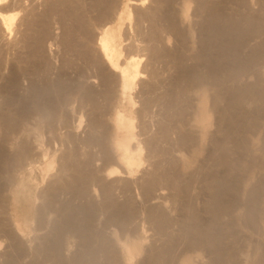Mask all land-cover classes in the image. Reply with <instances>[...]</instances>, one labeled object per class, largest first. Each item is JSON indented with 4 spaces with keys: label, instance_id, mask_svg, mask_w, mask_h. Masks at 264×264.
<instances>
[{
    "label": "bare ground",
    "instance_id": "6f19581e",
    "mask_svg": "<svg viewBox=\"0 0 264 264\" xmlns=\"http://www.w3.org/2000/svg\"><path fill=\"white\" fill-rule=\"evenodd\" d=\"M9 1L10 0H0V91L1 94L3 93V95L0 94L3 98L2 99L0 97L2 99V102L0 103V128L5 132L6 138L8 140H11V142H8V144L10 143L9 145H11V148L9 147L10 149L8 152H11L10 150L12 149V155L10 156V154L6 152L5 149H7V146L5 149L2 150L0 149V160H1L0 178H2L3 176L2 179H4V182L9 183L8 185H10V187L11 185H13L17 190H21L24 187V183H16L15 181L16 176L18 175L17 174L18 170L21 171L20 174H22L25 170H27L26 164L28 165L35 161L31 158V156L33 157L35 155L36 150L38 151L39 149V152H41L43 151V149L41 150V148L45 147L44 145L43 147L41 145L43 139L40 140L37 139V137L35 138L36 135L39 136V134L37 133H39V131L41 130H43L44 132V130L46 129H44L43 127H45V125L48 124L47 122L50 120H54V122L57 121L56 122L57 125L60 126L57 127V129L61 128L65 136L67 137L69 136L70 138L71 137L75 138L76 125L75 122L73 121L72 116L73 117L75 116L74 115V113L76 112V111L74 112L75 108H79L82 114L83 112L81 108L86 105V107L88 106L90 108L89 112L90 115L93 117H89L90 120H88L89 123H87L86 127L89 126L90 131L88 132V135L86 134L87 135L86 138L83 137L85 138V140L84 141L81 140V141L87 144L91 142L94 143L95 145L94 147H96L97 149V152L95 153L96 157L94 158V155H92V153L90 156L89 153L87 159L81 162L80 161L81 159H78V157L75 156L76 154H73V152H69V151L67 153L64 152L66 155L63 153L65 155V162L64 160L62 161L63 162L62 167H63V171L69 168L70 169L77 168L80 170V172H82L85 170V167H87L92 163V158H93L94 160L96 159L97 161H99L97 168L92 170L93 173H91L92 174L91 177L89 176L86 178L85 176L91 174L90 173L88 174L86 173L87 175L85 173L80 174L77 173L78 170L76 171L75 169L76 171L75 175L70 176L69 173L67 172L64 173L61 171L62 175L60 173H59L60 177L59 175H57V177H59V182L61 186L57 184L58 180L56 178L55 179L53 178L54 180H56L55 181L56 183L54 182L55 183L54 185L57 184L63 189H66L67 187L66 188L64 187L69 185L68 187L70 188V186L73 185L75 180L76 181L83 180L85 178L87 181L91 179L93 184L102 193L100 197L102 196L103 197L99 201H96L95 204L91 205L89 202L88 204H90L91 206L90 205L88 206V204L87 205L79 204V206L74 208L73 211H70V209L68 208L67 210L69 212L67 210L66 212L65 211L62 212L61 216L55 219L56 223L54 225L52 224L51 228H53L54 232L49 231L50 229L49 226H48L49 227L48 230L45 227L44 230L46 229L47 231H45V233L42 235V238L40 239V242L38 241L39 243L34 247L33 245L30 246L26 244L24 245L23 241L19 240L22 242L20 243L18 242V244L15 245L14 249L12 248L13 246L11 247L14 253L12 251L10 252L2 251L1 253L0 251V264H17L18 262L19 264L20 263L43 264L45 262H51L52 264L53 263L54 264H177V256L175 254V250H176L175 246L177 245H173V243H175L174 238L176 239V237L173 238V236L171 235L172 231L170 232L168 227L171 224H173L172 223L173 220H170V217L167 216V212H166V210L170 206V203L169 206L166 205L167 209L165 210L163 205H161L160 203L155 204L151 202V199L155 192L154 190H157L156 188L159 189V187H162L163 185L165 186L166 184H171L172 187H175L176 185L182 186L183 191L188 190L190 188L189 183L191 181L188 182V180H184L182 185L180 184L181 176L184 175L185 173L181 175L178 172V166H182L183 168H187V169L190 165L192 166L193 164L192 162L196 160L195 155L197 154L196 152L197 149L199 148L198 145L196 146L198 142L197 136L198 135H200L199 137L202 136L204 140L205 139L204 134L207 135L210 132L209 127L211 126L213 121L211 119L212 121L211 122L209 119L210 118L209 111H212V108H210V106H206V102L209 101L208 99L210 97L208 93V88L213 90L211 96L212 101L210 100L212 102L211 107H213V109H215L218 112V114H216L218 115L217 118L216 116H214L217 121L215 123L216 125L218 124L217 130L220 131L222 135L220 139L218 138L216 142L217 145L214 144L215 143L214 141H213L214 143H212L218 146V148L220 149L221 156L216 154L217 156H219L217 158L218 159L221 158L219 160L221 166L226 165L231 170H233L232 171L233 173L234 170L237 171V169L243 168L245 164H242V162L244 160L240 158L238 161H242V162L239 163L236 161L237 163H235L230 161L228 159V156H230L229 155L230 154L229 152H231L230 148L232 147L235 148L233 145L237 146L236 149L239 148V150H242L248 146V143L242 141L243 139L241 140L235 139V143L232 144V147H230L228 143H232L229 142V140H231L233 136L235 137V135L240 130L241 121L244 120V118L243 119L240 118L242 116V111H243L242 109L243 107H240L241 103H243L241 102L243 101L242 97L248 96V98L250 97L254 100L259 99V102L260 100L264 102V71H263L264 68L261 67V72L258 71V73L262 74L259 77L258 81H256V83L254 82L255 85L249 83L251 85H248L246 87L245 89L247 90L246 92H244L245 90L240 88H239L240 90L239 89L234 90L238 87L234 89L231 87L233 90L229 87L233 85V83L237 84V82L244 77L245 73L247 72V68L249 67L253 68V65L255 63H259L260 61L256 62L258 58H260L261 56H262L261 58L264 57V43L261 41L260 43L263 44L262 45L260 44L259 45L260 47H258L257 45L259 43L257 42L256 46L259 48V52H258V48H256L257 50L251 51L252 53L248 54L247 57L244 55V53H242V55L245 56V58L243 56L242 58L241 57L237 58V56H240L237 55V53L239 54V52H241L239 49L243 47H244L243 49H245L246 47L248 48L249 45L247 44V42L245 43L244 41L239 39L240 37L238 38L237 41L234 42L232 40V36H231V41H229L230 40L229 36L226 37L228 39L224 38V35L226 34V32H228V28L230 31V28L233 26V25H230L231 27L229 25L228 26L223 25L224 27L218 26L219 20H220V24L221 23L223 24V21H226V18L223 19L225 16L226 17L227 15L229 17L233 16L231 15L232 13L230 15L228 13L227 14L225 13L226 15L224 16L223 14L224 11H220L219 9V6L220 7L225 6V5H221L220 3L222 2V4H224L223 2H225L226 0H222V1L221 0H40V3H38L39 0H11L12 2L10 1V3L15 4V7L13 8L9 7L7 9L8 5L6 4ZM192 2L194 3L196 2V5L193 6V9L196 8V10H193L195 12L192 11ZM233 2H231L230 0V3ZM237 3H238L237 1L233 3L236 5L235 7H237ZM226 5H227V7L225 6L226 8L224 7V9L222 8L221 9L225 10L228 7L230 8L231 6V4H229L230 6L228 4ZM235 7L233 9H235ZM255 10H251V11L254 13ZM260 12L256 14L258 15L257 16L258 18H260V14H261ZM253 13L251 14L249 13L250 14L249 17H247L248 15L247 16L245 15L246 17L243 15V17L244 18L251 17V19L254 20V18H252L251 16L253 15ZM255 13L253 17H256ZM192 15H195V17L197 16L198 19L202 18L201 20L203 23H201V21L199 20L194 22ZM262 15L261 16L264 18V14ZM243 17L242 19L239 17V19L242 20L241 22H243L244 20L246 21V19H243ZM262 17H261L262 20L256 19V21L261 20L260 23L264 24L263 23L264 19ZM235 18H236L235 16L231 17L230 21L233 20L232 22H234ZM237 19L238 17L236 18V20ZM251 19H247L246 22L249 23L250 21H252ZM240 20L235 21V23L237 22L239 24ZM230 21L227 20L226 22H229L227 24H230L231 23ZM196 22H200L202 25H204L203 26L204 31L206 30L207 33L210 32L209 35L208 34L206 35L207 37L204 36L206 33L203 35L206 38L200 37L201 35L199 36L200 37L199 39L202 38L204 39L203 41H201L204 44V45L202 44L203 47L205 46L206 48L208 47L210 49L209 50L207 48L208 50L207 51L205 48L207 54V55L205 54L206 57L203 53H202L203 57L201 54H199L201 53L202 50L204 52V48L202 49V47H199L198 45L197 46L199 48H197V50L199 49L201 50H199L200 52L196 51V54L198 53L201 56L200 58L203 59L200 58L197 59L198 55L194 56L195 53L194 55H192V53L190 54L196 57L195 59H197L198 61L195 60V62H197L198 64L201 61L203 62V60L205 61L204 65H202L204 68L206 67L205 69H203L201 64H199V69L201 67L200 70L203 69L204 70V71L202 70L203 72L196 71L198 67L197 63H196L197 64L196 67V64L195 65L193 64L195 62L193 63L187 62L188 64L191 63L190 66H188L187 63L185 62L190 57V55H188L186 59V55L188 51L192 49V46L190 44L192 41L194 29L196 27L194 26V24L196 25ZM224 24L226 23L224 22ZM250 24L251 23H249V26H247L245 25L244 22L243 26L244 25L247 26V29L250 27L251 30L257 27V26L254 27V25L250 26ZM262 24H259V27H257L261 29V31L257 30V35H256V36L261 35L259 36V40L260 37L262 39V35L264 36V31H262V29L264 30V26L263 28H260V25ZM202 25L199 24L198 27H196L197 36L200 33V30L199 32L197 31L199 27ZM243 26L241 27L239 26L240 28L238 26L236 27L234 26L235 28L234 29L231 28V31L228 33L230 34L232 30L236 29L238 35H242L241 37L245 38L246 34L250 36L248 34L250 32V29H248L249 31H246V27ZM56 28L61 29L60 33L56 31ZM252 31H253L252 35L255 34L254 33L255 29H253ZM202 32L200 34H202ZM258 32L260 33L262 32V33L258 34ZM256 36L252 37L254 38L253 40L256 39ZM248 40L251 41V39ZM211 45H213V47ZM211 47L214 50L211 49ZM215 48L217 49L215 50ZM228 51H230V54L227 53ZM222 52L225 54L224 57L221 55ZM226 54L228 56H226ZM229 55H231L230 58ZM145 57L146 59H144ZM191 58L193 60V57ZM191 58L189 59L190 61ZM263 61L264 60H262V62ZM262 64L263 63H261V65ZM169 65L173 66L172 67L173 69L170 70L175 69L176 73H178V76L176 75L175 82L173 79V82L175 83L174 84L175 87L174 89L171 90L166 88L167 84L165 83V81L169 80L168 76L166 80L162 75L163 73L162 68L163 67H165V69L171 68L168 67ZM193 65L196 67V69ZM262 66L264 67V65ZM174 72L172 71V73ZM254 73L256 75L258 74L256 72ZM170 80L169 82L171 83ZM229 81H233V82H230V84H228ZM194 99H196L195 103H194ZM158 105L161 106L163 111L167 109L166 111L167 113L165 112L167 116L166 115L163 116L162 115L163 113L161 114V112H159L164 119L162 118L160 119L159 116L157 117L158 119H152L154 118L153 106L160 107ZM174 105L175 108H177V106L179 107L176 110L175 109L171 110ZM188 105H190L191 107H189ZM188 108H191V110H193L192 119H190V117L192 116L190 117L188 116L191 111ZM237 111H239L240 113L238 114ZM159 113L157 115H159ZM154 114L156 117L157 116L156 113ZM166 117L167 119L168 117L169 119L171 117L172 119H174L175 122H170L169 120H168L169 122H167L166 121L167 119H165ZM136 118L138 120L141 119L142 124L140 122L138 124V122L135 121ZM146 118H149L151 121L154 120V122L158 120V128H159V129L157 128L158 131H154V132L152 131L151 128L153 126L150 127L146 124L147 123L145 121L147 120ZM30 121H32L33 123L31 124ZM244 123H243V126L245 125L244 127H246L247 124L250 127L249 122L247 124ZM94 124L97 130L96 135L92 130ZM154 124L155 123H153V125ZM248 125L246 128H248L249 131L250 129L252 130L253 127L252 128L250 127L249 129ZM52 126H50L51 130H52ZM137 126H139L140 128L139 130H136ZM156 127H157V123H156ZM57 129H55V131H57ZM253 130H255V128ZM32 133L33 134L35 133L34 137H32L35 139L30 138ZM173 134L177 136L176 139L177 141L173 139L175 142L171 141V137H172L171 135ZM6 138H4L3 140H5ZM43 143L44 141L42 142V144ZM185 144L187 145L190 144L189 147L191 145L192 146L194 145V147L196 146L197 148L196 149L194 148L196 151L193 150L194 152L192 156H189V154L185 155L188 153L187 151L189 149H187L186 151V149L182 147L183 148L182 151H185V153L176 156L177 154H175L174 151L175 152L181 151L179 150V148L181 149V147H179L178 150L177 149L175 150V148L178 147L177 145L183 146ZM34 146L36 147L34 148L36 150L32 151ZM86 146H91V145H86ZM262 147L260 149H262ZM45 148L48 150L47 146ZM45 148L44 151L47 152ZM145 148H147L148 150V151L146 150V155L144 153ZM239 152H241L240 154L243 155V151H239ZM42 155H44L43 152L40 153V155L38 154V157ZM63 156L60 158H63ZM39 161L40 160H37V162L35 163H39ZM13 165L17 167L18 169L17 173H15L16 172L15 170L13 171V169H15ZM89 167H87V169ZM205 169H207V167ZM240 169L238 171H240ZM90 170L91 169H89V171ZM66 174H69L67 176L71 177L70 179L68 178V181ZM84 174L85 176H83ZM216 174H214L215 178L218 176ZM210 176L211 174L209 175V177ZM189 177L190 176H188V178ZM218 177L220 179L217 180L216 178L217 180L216 182L215 180L214 182H211L212 178H208L212 186L213 184L215 185L213 189L211 188L212 190H214L215 188L213 195L219 193L222 196L223 194L227 193L229 190L231 191L232 194L231 189H233L234 191L237 190V186H235L236 181L235 183H232L234 182V180L232 181L233 178H231V180L229 181L230 178L228 179L224 176H222V178L221 176ZM230 177L232 176L230 175ZM183 178L185 179V177L182 176V179ZM50 180H48V183ZM0 181L2 182V180ZM257 183H259V181ZM3 187L4 186L2 187L0 186V202H1L0 230H2V227H4L3 228L4 231L5 228L8 229L7 228L8 223L2 224L1 217L4 218L6 214H9L8 213L9 211L5 213L7 211L6 205H9V203L7 204L6 202H4L6 198L5 196L6 188L2 189ZM58 189L59 188H57V190ZM136 189L138 190L140 189L139 190L141 192L140 196H142L141 199L145 202L143 205L139 204L140 205L139 206L136 203L137 202L136 196H139V195H135L137 194V192L135 191ZM179 189L181 188H178V191ZM45 190L46 189H44V191ZM79 190H78L79 192L78 195L84 193V191H79ZM172 190L174 191V188ZM172 190L170 189V191ZM263 190L264 188L262 187L261 192ZM234 191L233 193L235 194L236 191L235 192ZM13 192L14 194H17L18 191L17 192L13 191ZM13 192L11 193L13 194ZM85 192H87V190ZM161 193L159 194L163 195L164 197V194ZM173 193L174 192H172V194ZM254 193L257 195L259 192L257 193L256 191ZM41 194L43 193L41 192ZM167 194L169 195V193ZM56 196L57 195L55 194V197ZM170 196L167 197H169L170 199L171 198ZM217 197L218 195L215 196L214 198L218 200L215 199L214 201L212 199L214 201V202L212 201L213 203L211 201H210L211 203H207L208 205L211 204L210 206L211 207L213 206V209L215 207L214 205H216V208L218 210L217 213L223 210V207H225V205L227 207H232L231 202L225 204L224 203L225 201L219 200V198ZM160 198H162V196ZM233 198L235 199V197ZM259 198H261V196ZM71 199L70 201H73ZM82 200H84V198ZM255 200L257 203L258 202L257 199ZM255 200L253 201L254 203ZM91 201L93 202V200ZM259 201L261 203V200ZM54 205H56V203ZM90 207L95 208V210L92 209L93 210L92 213H94L96 221L99 219L98 215L104 212L105 213L107 212L108 215L107 216L105 214L106 221L103 223L101 222L102 226L100 227V230L99 231L96 230L94 233H92V240L94 241L93 244L92 241H90L91 234L89 232V229H91V227L89 226L88 229L87 225L85 224L87 223L86 221H88L87 219H89L88 216L90 214L91 216H93V214L89 212L91 211ZM65 208H67L66 204H65ZM250 208H248V210ZM252 208H254L252 209L253 211L249 210V212L252 211L253 213L256 210V208L253 205ZM225 209L227 208L225 207ZM230 209L231 208H229V210ZM55 211L57 212L56 209ZM262 211H260V213ZM256 212L257 211H255V213ZM143 213H145V216L147 217L144 218H146V220L148 219L149 220L148 222H150V224H153L154 227L157 228L158 234L163 235V236L160 235V237H162L161 238L162 240L164 237L163 240L164 245H153L152 243L151 245H145L144 239L146 238L145 237L146 235L143 229L144 221L142 223V221L140 220V216L141 215L143 216ZM252 213L249 214L252 215ZM262 213H264V211ZM49 214L50 213L48 212V215ZM18 215L20 219L15 218V221L12 222H14L15 229L20 234L23 235L24 232L21 229H19L20 228L19 224L24 223L26 225V218L24 215L21 217L19 213ZM251 215H249V217H252ZM11 219L9 218L10 221ZM49 219L45 218L44 216L41 219V223L39 222L40 225L42 224V227H44L43 225H46L50 222ZM6 221H2V222H6ZM94 221H92V223ZM12 227L13 224L11 225L10 229H12ZM110 227H116L119 232L117 230L114 233H112V231L110 232L109 231ZM194 227L196 232L194 231L193 233L194 236L192 235L191 236L192 237L198 236L199 238L191 239V243H189L190 245L187 244V245H183L182 247H186V246L190 248L196 247L197 250L198 248L200 250L202 248L208 250L210 249L209 251H212L214 255V256L210 255L213 256L212 257L213 259H211L212 260L211 264H224V263L226 264V262L230 261L231 259L230 257L233 253H231V255L230 254L228 255V252L230 253V251H227L226 253L227 255L226 254L224 255L222 252L223 245L222 247L221 244L209 245V243L216 244L217 240L218 242H220L221 235L214 234L215 236H213L206 229L199 227V224L195 225ZM63 228L64 229L67 228L70 232L75 231L76 233L80 234L77 235L83 237L85 243V245H83L85 248L84 251L82 249V252H77L76 254H74V256L71 255L72 257L66 256L65 253L63 254V250H64L63 245L60 243L61 235L60 232L56 230V229L61 230ZM15 229L13 228L12 230ZM94 229H99V228L96 227ZM187 229H188L187 231H189L190 228ZM10 233L13 232L11 231ZM261 233L263 232L261 231ZM13 235H15L14 237L17 236L16 233L12 234V236ZM51 235L54 237L52 238ZM33 238L36 239L35 235ZM188 241L189 240H187V242ZM61 242L63 241L61 240ZM90 242L92 245H90ZM202 243L203 245H199ZM233 251L234 250H232L231 252ZM185 252L181 254L183 255ZM194 252L196 251H193V253ZM201 253L202 251L196 254V256L194 255V257L199 258L198 255L199 254L201 255ZM208 253L209 252H207V254ZM187 254L189 253H186V255ZM234 258L235 257H233V259ZM191 260H192L191 258H189L188 260L187 259L179 260L181 261L179 264H191ZM197 261H199V259H197ZM45 264H49V263H45Z\"/></svg>",
    "mask_w": 264,
    "mask_h": 264
},
{
    "label": "rangeland",
    "instance_id": "374dc122",
    "mask_svg": "<svg viewBox=\"0 0 264 264\" xmlns=\"http://www.w3.org/2000/svg\"><path fill=\"white\" fill-rule=\"evenodd\" d=\"M11 1V0H10ZM10 1L6 4V5H8L7 6V9L10 7H15V4H11L10 3ZM222 1V0H221ZM227 1V2H226ZM225 2H223L224 4H222V2L220 3L221 5H225L226 7H227V5L226 4H231V6H230V8L228 9H225V10H222V9H224V7L225 6H219V9H220V11H224L223 12V14H224V16L228 13L229 15L231 14V15H233V16H231V17H238V19L236 20V18H235V20H234V22H232V21H230V18L231 17H229L228 15H227V17H228V19H227V17L225 16L223 19H225L226 18V21L227 20H229L231 23L230 24H227V23H229V22H226V21H223V24L221 23L220 24V20H219V23H218V26H222V27H224L223 25H233L231 28H235L236 26H243V24H244V22H245V25H247V26H249V23H251L250 24V26H252V25H254V27H259V24H262V23H260L261 22V17L263 16L262 14H264V0H249V1H238V0H236L238 3H237V7H235L236 5L235 4H233L234 2H236L235 0H231V2H233V3H230V0H226ZM228 1H229V3H228ZM12 2V1H11ZM240 2V3H239ZM244 2V3H243ZM247 2H250V3H247ZM259 2V3H258ZM38 3H40V0L38 1ZM243 3V4H242ZM246 3V4H245ZM256 3V4H255ZM9 4H10V6H9ZM247 4H250V5H247ZM260 4H262V5H260ZM194 5H196V2L194 3V2H192V11L193 10H196V8L195 9H193V6ZM233 5H234V7H235V9H233L234 7H233ZM196 7V6H195ZM225 7V8H226ZM231 7H233V8H231ZM239 7V8H238ZM247 7V8H246ZM250 7V8H249ZM259 7V8H258ZM222 8V9H221ZM252 8V9H251ZM257 8V9H256ZM237 9V10H236ZM243 11H242V10ZM256 9V10H255ZM261 9V10H260ZM263 9V10H262ZM10 10H12V9H10ZM251 10H255V15L257 14V13H259L260 11H262V12H260L261 14H260V18H258L257 16L258 15H256V17H253L254 16V13L251 11ZM260 10V11H259ZM226 11V12H225ZM227 11H229V12H227ZM257 11H259V12H257ZM193 12H195V11H193ZM192 12V13H193ZM226 13V14H225ZM251 13H253V15H251L252 16V18H254V20L253 19H251V17L250 18H244L243 17V15L245 16H247V17H249V15ZM194 14V13H193ZM235 14V15H234ZM237 14V15H236ZM242 14V15H241ZM262 15V16H261ZM243 17V19H246V21H247V19H251L252 21H253V23H252V21H248L249 23H247L245 20L243 21V22H241L242 20H240L239 19V17L242 19V17ZM245 16V17H246ZM192 18H193V21L195 22V21H197V20H199V21H201V23H203L202 22V18H200V19H198L197 18V16L195 17V15H192ZM263 18V17H262ZM195 19V20H194ZM222 19V20H223ZM234 19V18H233ZM256 19H261L260 21H256ZM264 19V18H263ZM221 20V21H222ZM238 20H240V22H239V24L237 23H235V21H238ZM264 21V20H263ZM224 22L226 23V24H224ZM197 23H199L200 25H202L200 22H196V25L194 24V26H196V27H198V25L199 24H197ZM243 23V24H242ZM247 23V24H246ZM264 23V22H263ZM244 25V26H245ZM204 25H202V26H200L199 27V29H198V31L197 32H199V30H200V33L202 32V30H203V32H202V34H198V36L196 35V30H197V28L195 27V29H194V33H193V37H192V41H191V46H192V49L191 50H189L188 51V53H187V55H186V59H187V57H188V55H190L191 53H192V55H194V53H195V55L194 56H197L198 58L197 59H199L201 56L199 55V54H201L202 55V57H203V54L205 55L206 54V50H207V48L204 46L203 47V43L201 42V41H203L204 39L202 38V39H199L200 37H204V36H206L207 34L209 35V33L210 32H208L207 33V31L205 30L204 31V27H203ZM235 26V27H234ZM243 26V27H244ZM247 26H245L246 27V31H249L248 29H250V32H251V34H250V32L248 33L250 36H248L247 34H246V36L245 35H243V36H245V38L244 37H241L242 35H238V33H237V30L235 29V30H232V32L229 34L228 32H230L231 31V28H230V31H229V28H228V32H226V36L224 35V38H226L227 36H229L230 38V40L229 41H231V36H232V40H233V42L234 41H237L238 40V38L239 39H241L242 41H244L245 43L247 42V44L249 45V47L247 48L246 46V48L245 49H243V48H241V49H239L241 52H239V50H238V52H239V54L237 53V55H240V56H237V58H242V53H244V55L247 57V55L248 54H250V53H252L251 51H253V50H257L256 48H258V47H260L259 45L261 44H263L264 43V36L262 35V39H261V37H260V40H259V36H261V35H259V36H256L257 35V30L259 31H261V29H259V28H253V29H255V31H254V33L255 34H253L252 35V33H253V29L251 30V28L249 27L248 29H247ZM262 26V27H261ZM263 26H264V24H262V25H260V28H263ZM202 27V28H201ZM226 27V26H225ZM239 27V28H240ZM60 30L61 29H57L56 28V31H58L59 33H60ZM245 30V29H244ZM245 31V32H246ZM262 31H264L263 29H262ZM234 32V33H233ZM206 33V34H205ZM260 32H258V34H259ZM262 33V32H261ZM260 33V34H261ZM205 34V35H204ZM237 34V35H236ZM201 35V36H200ZM204 35V36H203ZM252 35V36H251ZM200 36V37H199ZM248 36V37H247ZM253 36H256V39L255 40H253L254 38H252ZM207 37V36H206ZM206 37H204V38H206ZM237 37V38H236ZM251 39V41H249L248 39ZM258 38V39H257ZM226 39H228V38H226ZM199 42H198V41ZM256 41V42H255ZM263 42V43H260V42ZM200 42H201V44H200ZM257 42L259 43L257 46H256V44H257ZM200 45H202V46H200ZM212 44H214V43H212ZM216 44V43H215ZM251 44V45H250ZM199 47H202V49L204 48V52H203V50L201 51V53H197L196 54V51H199V50H201V49H199V50H197V48H199ZM212 47H213V45H211ZM214 46H216V45H214ZM211 47V49H213ZM205 48H206V50H205ZM209 49V48H208ZM217 48H215V50H216ZM250 49H252V50H250ZM210 50V49H209ZM214 50V49H213ZM246 50V51H245ZM208 51V50H207ZM226 51V50H225ZM224 51V52H225ZM200 52V51H199ZM258 52H259V48H258ZM203 53V54H202ZM208 53V52H207ZM227 53H229L230 54V51H228ZM192 55H190V57H189V59L191 58V57H193V60H192V58H191V61L188 59V60H186L185 62L187 63H189V62H191V63H193V62H195V60H197V59H195L196 57H194V56H192ZM207 55V54H206ZM206 55H205V57H206ZM221 55L224 57V53L222 52L221 53ZM226 56H228L227 54H226ZM230 56L231 55H229V58H230ZM245 56H243L244 58H245ZM261 56V55H260ZM259 56V57H260ZM204 57V58H205ZM222 57V58H223ZM262 57V56H261ZM258 58L257 59V61L256 62H259V63H255L254 65H253V68H251V67H249V68H247V72L245 73V75H244V77L241 79V80H239L238 82H237V84L235 83H233V85H231L230 87H229V85H228V87L229 88H236V87H238V88H236V89H234V90H237V89H243V90H245L246 89V87L248 86V85H255V83H256V81H258V79H259V77L262 75V74H260V73H258V71L259 72H261V67L262 68H264L262 65H264V61L262 62V60H264L263 58ZM144 59H146V57L144 58ZM200 59H203V58H200ZM225 59V58H224ZM228 60V59H227ZM239 60V59H238ZM198 61V60H197ZM187 63V65L188 66H190L191 65V63L190 64H188ZM197 62H195V63H193L194 65L196 64ZM203 63V64H202ZM204 63H205V61L203 60V62L201 61V62H199V64H201V66L202 65H204ZM261 63H263L262 65H261ZM198 64V63H197ZM197 64H196V67H197ZM199 64H198V67H197V69H196V67H195V69H196V71H202L203 69H205L203 66H202V70H200L201 69V67H200V69H199ZM257 64H258V66H257ZM205 66H206V64H205ZM254 66H255V68H254ZM168 67H171V68H168ZM167 68L168 69H165V67H163L162 68V71H163V73H162V75H163V77H164V79H166L167 78V76H168V79L171 81V83L169 82V80L168 81H165V83L167 84V87H166V85H165V87L166 88H168V89H174V87H175V80H176V75L178 76V73H176V71H175V69L174 70H170V69H173L172 67V65H169ZM258 68V69H257ZM199 69V70H198ZM168 70H170V71H168ZM172 71L174 72V73H172ZM204 71V70H203ZM202 71V72H203ZM264 71V70H263ZM165 72V73H164ZM254 72H256V73H258L257 75L254 73ZM165 75H166V77H165ZM175 76V77H174ZM172 77V78H171ZM249 77V78H248ZM253 77V78H252ZM173 79H174V82H173ZM167 80V79H166ZM3 81H5V80H3ZM230 82H233V81H229L228 82V84H230ZM255 82V83H254ZM2 83H4V82H2ZM173 83V84H172ZM249 83H251V84H249ZM27 84V83H26ZM25 84V85H26ZM245 87H244V86ZM172 86H173V88H172ZM234 86V87H233ZM170 87V88H169ZM231 88V89H232ZM232 89V90H233ZM239 89V90H240ZM247 90H245L244 92H246ZM240 92V91H239ZM208 93H209V101H207L206 102V106H210V108H212V111H213V113H212V111H209L210 112V121H211V119H212V124H211V126L209 127L210 129H209V134H204V140H203V138H202V136L201 137H199L200 135H198L197 137H198V142H197V144H196V146L198 145L199 146V148L197 149V154L195 155L196 157V160H194L192 163V166L190 165L189 167H188V169L187 168H183L182 166H178V172L182 175L183 173H185L184 175H182L183 177H185V179L183 178L182 179V176H181V181H180V184L182 185V183H183V181L184 180H188V182H193V183H189V189L188 190H185V191H183V189H182V186H179V185H176L178 188H181V189H179V191H178V188L175 186V187H172L171 186V184H166L165 186L163 185L162 187H159V189L158 188H156L157 190H154L155 192H154V195H153V197H152V199H151V202H153V203H155V204H161V205H163V207L165 208V210L167 209V206H169V203H170V206L169 207H172V208H169L168 207V209L170 210V212H169V210L167 209L166 210V212H167V216L168 217H170V220H173L172 221V223L173 224H171L170 226H168L169 227V230H170V232H171V235L173 236V238L174 237H176V239L174 238V242L175 243H173V245H177V246H175L176 247V250H175V254H176V256H177V264H179L181 261H179V260H183V259H189V258H191L192 260H191V264H211L212 263V260L211 259H213L212 257L214 256L213 255V253H212V251H209L208 249H204V248H202L201 250L198 248V250H197V248L196 247H182L183 245H190L189 243H191V239H194V238H199L198 236L196 237H192V236H194L193 235V233H194V231L196 232V230H195V225H197V224H199V227H201V228H204V229H206L207 231H209V233L210 234H212L213 236H215V235H221L220 236V242H218V240H217V242H216V244L215 243H209V245H220L221 244V247H222V245H223V247H222V252H223V254L225 255L226 253H227V251H230V253L228 252V255L230 254L231 255V253H233L232 255H231V259H230V261L229 262H226V264H250L251 262L252 263H256V264H264V215H261V214H264V213H262L263 211H264V190L261 192V190H262V187L264 188V102H262L261 100H260V102H259V99H256V100H254V99H252V98H248V96H246V97H242V100L243 101H241V102H243V103H245V104H243V103H241V105H240V107H243L242 109H243V111H242V116L240 117L241 119H243L244 118V120L243 121H241V127L243 126V123L244 122H246V123H244V124H247L248 122L250 123V127L252 128L253 127V129L255 128V130H251L250 129V127H249V125H248V127H249V129H250V131L248 130V128H246L247 127V125H246V127H240V130L238 131V133L235 135V137L233 136L232 138H231V140H229V142H232V143H228V145H230V147H232V144L233 143H235V139H243L242 141H244V142H247L248 143V146L246 147V148H244V149H242V150H239V148L238 149H236L237 148V146H235V145H233L235 148H230V151L231 152H229L230 154V156H228V159L230 160V161H232V162H235V163H237V162H242V161H238L240 158L242 159V160H244L243 162H242V164H245L244 166H243V168L242 169H240V171H238L239 169H237V171H235L234 170V173L232 172L233 170H231L229 167H227L226 165H222L221 166V163L219 162V160L221 159V158H217V157H219V156H221V153H220V149L218 148V146H216L217 144H216V142H217V140H218V138L220 139V137L222 136L221 135V133H220V131H218L217 129H218V127H217V125H216V123L215 122H217L216 121V118H217V116L218 115H216V114H218V112L215 110V109H213V107H211L212 105H211V101H212V99H211V96H212V93H213V90L212 89H209L208 88ZM0 94H1V91H0ZM1 95H3V93L1 94ZM0 95V97L2 98V96ZM0 98V99H1ZM244 98V99H243ZM248 98V99H247ZM3 99V98H2ZM2 99H1V101H0V103L2 102ZM211 100V101H210ZM244 100H245V102H244ZM253 100V101H252ZM195 101H196V99H194V103H195ZM258 102V103H257ZM224 103H225V101H224ZM181 104V103H180ZM190 104V103H189ZM209 104V105H208ZM242 104H243V106H242ZM195 105V104H194ZM223 105V104H222ZM158 106H160V105H158ZM177 106V105H176ZM189 107H191L190 105H188ZM187 106V107H188ZM154 107H155V109H154ZM179 106H177V108H178ZM219 107H221V106H219ZM246 109H245V108ZM89 107L87 106L86 107V105L85 106H83L82 108H81V110H82V114H81V111H80V109L79 108H75V110H74V117L72 116V118H73V121L75 122V132H76V137L74 138V137H67V136H65L64 134H63V130H61V128H58L57 129V127H60V126H58L57 125V121H55L54 122V120H50V121H52L53 122V124H52V122H50V121H48L47 123L49 124H47L48 126H49V128H48V126L47 125H45V127H43L44 129H46V130H44V132H43V130H41V131H39V133H37V134H39V136H35V138L37 137V139H40V140H42V142L44 141V143L42 144V142H41V145H42V147H43V145L46 147L47 146V148H48V150L45 148V147H43V148H41V150L43 149V151H41V152H39V149H38V151L36 150V149H34V148H36L35 146L33 147V149H32V151H35L36 153H35V155L32 157L31 156V158L33 159V160H35L34 162H32V163H30V164H26V168H27V170H25L22 174H20L21 173V171H19L18 169H17V167L16 166H14L13 165V167L15 168V169H13V171L15 170L16 172L15 173H17V170H18V175L16 176V183H24V187L21 189V190H17L13 185H11V187H10V185H8L9 183H6V182H4V179H2L3 178V176H2V178H0V180H2V182L0 181V186L2 187V186H4L2 189H4V188H6V192H5V196H6V198H8V199H6L5 198V196H4V198H5V200H4V202H6L7 204L9 203V205H6V203H5V205L7 206L6 207V212L5 213H7L8 211V213L9 214H6L5 216H4V218L3 217H1L2 219H1V223L3 224H6V223H8V229H4V231H3V228L4 227H2V230H0V251H1V253H2V251L3 252H10V251H12L13 253H14V251H13V249H14V247H15V245L16 244H18V242L20 243V242H22L23 241V244L25 245H33V247L35 246V245H37L39 242H40V239L42 238V235L45 233V231H47L48 229H49V227H50V229H49V231L50 232H54V230H53V228H51L52 227V224L54 225L55 223H56V220L55 219H57L58 217H60L61 216V214H62V212H66V210L69 208L70 209V211H73L74 210V208H76L77 206H79V204L81 205V204H85V205H87L89 202H90V204L92 205V204H95V202L96 201H99L102 197H100V195L102 194L100 191H99V189L93 184V182L91 181V179L90 180H87L86 181V177H91L92 176V174L91 173H93V169H95V168H97V165H98V162L99 161H97L96 159L94 160L93 158H92V163L90 164V165H88L87 167H92V168H88L87 169V167H85V170L84 171H82V172H80V170L79 169H77V168H69V169H66V170H68V171H66V170H64L63 171V167H62V161L64 160V162H65V153L64 152H73V154H76L75 156L76 157H78V159H81L80 161L82 162V161H85V159H87V157L89 156V153H90V156H91V153H92V155H94V158L96 157V155H95V153L97 152V149H96V147H94L95 145H94V143H89V144H87V143H85V142H82L81 140H85V138L87 137V135H88V132L90 131V129H89V126H87L86 127V125H87V123H89L88 122V120H90L89 119V117H93V116H91L90 115V112H89V110H90V108L88 109ZM159 110H158V109ZM177 108H175V105L173 106V108L171 109V110H173V109H177ZM239 108V107H238ZM258 108V109H257ZM86 109V110H85ZM88 109V110H87ZM161 109V110H160ZM187 109V108H186ZM189 110H191V108H188ZM251 109V110H250ZM78 110V111H77ZM153 110H154V112H153V116H154V118H152V119H158L157 117L159 116L160 117V119L162 118V119H164L163 118V116H167V109H165L164 111H163V109L161 108V106L160 107H157V106H153ZM152 110V111H153ZM156 110H157V112L159 113V112H161V114L163 115H161L160 113H159V115H157L158 113L156 112ZM174 110V111H175ZM211 110V109H210ZM247 110V111H246ZM89 112V115H88V112ZM163 111V112H162ZM215 111V112H214ZM239 111H240V109H239ZM239 111H237L238 112V114L240 113ZM262 111H263V113H262ZM87 113V114H85V113ZM166 112V113H165ZM217 112V113H216ZM236 112V111H235ZM154 113H156V117H155V114ZM79 115V116H78ZM93 115V114H92ZM86 116V117H85ZM152 116V117H153ZM189 117L190 116H192V117H190V119H192L193 118V110H191L190 111V114L188 115ZM214 116H216V118L214 117ZM77 117V118H76ZM172 117V116H171ZM170 117V119H169V117H168V119H167V117L165 118V119H167L166 121L167 122H175L174 121V119H172ZM88 118V119H87ZM147 120H145L147 123V125L148 126H150V127H152L151 129H152V131L154 132V131H158V120H156V122H154V120L153 121H151L149 118H146ZM31 120H33V119H31ZM75 120H77V121H75ZM150 120V121H149ZM169 120V121H168ZM171 120H173V121H171ZM135 121H137L138 122V124H139V122L142 124V121H141V119H135ZM50 122V123H49ZM136 122V123H137ZM194 122V121H193ZM30 123L32 124L33 122L32 121H30ZM153 123H155L154 125H153ZM156 123H157V127H156ZM51 124V125H50ZM169 124H171V123H169ZM55 125H57L56 127L53 126ZM259 125V126H258ZM50 126H52V130H51V127ZM84 126V127H83ZM217 127V128H216ZM258 127V128H257ZM49 130H48V129ZM94 128H95V124H94V127H93V131H94V134L96 135L97 134V130H96V128H95V130H94ZM158 128V129H157ZM55 129H57V131H55ZM89 129V130H88ZM140 128H139V126H137L136 127V130H139ZM157 129V130H156ZM242 129V130H241ZM0 147L2 146V147H4V148H0L1 150L2 149H5L6 148V146H7V149H5L6 150V152L8 153V154H10V156L12 155V149L10 150L11 152H8L9 151V149L11 148V145H9L8 144V142H11V140H8L7 138H6V136H5V132L0 128ZM51 130V131H50ZM59 130V131H58ZM86 130H87V132H86ZM55 131V132H54ZM92 131V132H93ZM47 132V133H46ZM207 132V133H208ZM54 133H56V134H54ZM79 133V134H78ZM85 133V134H84ZM243 133V134H242ZM42 134V135H41ZM87 134V135H86ZM246 134V135H245ZM33 135V136H32ZM32 135L30 136V138L31 139H35V138H32V137H34V135H35V133L33 134L32 133ZM44 135V136H43ZM218 135V136H217ZM41 136V137H40ZM49 136V137H48ZM172 137H171V141L172 142H175V141H177L176 139H177V136H175L174 134L173 135H171ZM3 137V138H2ZM39 137V138H38ZM45 137V138H44ZM48 137V138H47ZM81 137V138H80ZM83 137H85V138H83ZM94 137H96V136H94ZM237 137V138H236ZM263 137V138H262ZM4 138H6L5 140H3ZM66 138V139H65ZM77 138V139H76ZM202 140H200V139ZM211 138V139H210ZM214 138V139H213ZM217 138V139H216ZM30 139V140H31ZM64 139V140H63ZM68 139V140H67ZM70 139V140H69ZM175 141H174V140ZM216 139V140H215ZM7 140V141H6ZM73 140V141H72ZM75 140V141H74ZM210 140V141H209ZM233 140H234V142H233ZM249 142H248V141ZM5 142V143H3V142ZM67 141V142H66ZM215 143H214V142ZM1 142H2V144H1ZM79 142V143H78ZM94 142V141H93ZM172 142H170V143H172ZM203 142V143H202ZM211 142V143H210ZM71 143V144H70ZM83 143V144H82ZM212 143H214V144H216V145H214V144H212ZM6 144V145H5ZM52 144V145H51ZM54 144V145H53ZM51 145V146H50ZM67 146V147H65V146ZM83 145V146H82ZM86 145H91V146H86ZM180 145V144H179ZM179 145H177L178 147H176L175 148V150L177 149L178 150V148L179 147H181V149L179 148V150H181V151H174V153L175 154H177L176 156H179V154L181 155V154H184L185 153V151H182V147H184L185 149H186V151H187V149H189L186 153L187 154H185V155H188L189 154V156H192L193 155V152L194 151H196L195 149L197 148L196 146L194 147V145L191 147H189V145L190 144H185V145H183V146H179ZM188 147H187V146ZM202 145V146H201ZM212 145V146H211ZM214 145V146H213ZM74 146V147H73ZM85 146V147H84ZM186 146V147H185ZM263 146V147H262ZM10 147V148H9ZM216 147V148H215ZM262 147V149H260ZM44 148L47 150V152L46 151H44ZM53 148V149H52ZM57 148V149H56ZM65 148V149H64ZM195 148V149H194ZM67 149V150H66ZM89 151H88V150ZM94 149V150H93ZM184 149V150H185ZM191 149V150H190ZM201 149V150H200ZM219 149V150H218ZM233 149V150H232ZM51 150V151H50ZM71 150V151H70ZM73 150V151H72ZM76 150V151H75ZM82 150V151H81ZM92 150V151H91ZM146 150H147V148H145L144 149V153H145V155H146ZM194 150V151H193ZM210 150V151H209ZM213 150V151H212ZM246 152H245V151ZM55 151V152H54ZM75 151V152H74ZM93 151H94V154H93ZM148 151V150H147ZM219 152V154H218V152ZM239 151H243V155L242 154H240L241 152H239ZM43 152V154L44 155H42V156H39L38 157V154L40 155V153H42ZM88 154H87V153ZM191 154H190V153ZM49 153H50V155H49ZM65 155H64V154ZM148 153V152H147ZM209 153V154H208ZM247 153V154H246ZM48 154V155H47ZM64 156H63V155ZM81 154V155H80ZM219 155V156H217V155ZM232 154V155H231ZM60 155H62L63 156V158H60V157H62V156H60ZM79 155V156H78ZM49 156V157H48ZM82 156V157H81ZM233 156V157H232ZM42 157V158H41ZM81 157V158H80ZM198 157V158H197ZM208 157V158H207ZM231 157V158H230ZM244 157V158H243ZM35 158V159H34ZM38 158V159H37ZM204 158V159H203ZM40 160L39 161V163H35V162H37V160ZM42 159V160H41ZM61 159V160H60ZM207 159V160H206ZM216 159H218V160H216ZM250 159V160H249ZM60 160V161H59ZM216 160V161H215ZM1 161V160H0ZM213 161V162H212ZM218 161V162H217ZM237 161V162H236ZM42 162V163H41ZM94 162V163H93ZM199 162V163H198ZM202 165H201V164ZM146 164V163H145ZM206 164V165H205ZM249 164V165H248ZM61 165V166H60ZM261 165V166H260ZM58 166V167H57ZM60 166V167H59ZM69 166V165H68ZM219 166V167H218ZM239 166V165H238ZM247 166V167H246ZM62 167V168H61ZM207 167V169H205ZM213 167V168H212ZM241 167V166H240ZM57 168V169H56ZM251 168V169H250ZM60 169V170H59ZM73 169V170H72ZM75 169H76V171H77V173H80V174H82V173H90L91 175H87V176H85V174L83 175V176H85V180L83 179V180H75L76 181V183H75V181H74V183H73V185H71L70 186V188L68 187V186H65L64 188H66V189H63L62 187H60L61 185H60V182H59V177H60V174L62 175V172H64V173H69L70 174V176H72V175H75ZM89 169H91L90 171H89ZM200 169V170H199ZM224 169V170H223ZM189 170V171H188ZM192 170H193V172H192ZM229 170V171H228ZM246 172H245V171ZM56 171V172H55ZM58 171V172H57ZM62 171V172H61ZM92 171V172H91ZM95 171V170H94ZM187 171V172H186ZM201 171V172H200ZM182 172V173H181ZM189 172V173H188ZM199 172V173H198ZM228 172V173H227ZM231 172V173H230ZM53 173V174H52ZM60 173V174H59ZM72 173V174H71ZM188 173V174H187ZM192 173V174H191ZM217 173V174H216ZM234 175H233V174ZM69 174H66V176L67 175H69ZM200 174V175H199ZM211 174V176L209 177V175ZM213 174V175H212ZM214 174H216V175H218V176H221V178H222V176H224V177H226V178H230L229 179V181L231 180V178H233L232 179V181L234 180V182H232V183H235V181H236V185L235 186H237V190H235L236 191V193L234 194L233 193V189H231L232 190V194H234V195H232L231 194V191L229 190L227 193H225V194H223L222 196H221V194H217L218 195V197L217 198H219V200H223V201H225L224 203L225 204H228L229 202H231L232 203V207H227L226 205H225V207L228 209H225V207H223V210H221L220 212H218L217 213V208H216V205H214L215 207H214V209H213V206L211 207L210 205H208L207 203H211L213 200L215 201V199L216 198H214L215 196H217L216 194H214L213 195V193H214V190H215V188H214V190H212L213 189V187H215V185L213 184V186H212V184H211V182H214V180H215V182L218 180V179H220L218 176L216 177L217 178V180H216V178L214 177L215 175ZM21 175V176H20ZM53 175V176H52ZM57 175H59V177H57ZM228 175V176H227ZM230 175L232 176V177H230ZM188 176H190L189 178H188ZM214 178H213V177ZM236 176V177H235ZM201 177V178H200ZM56 178L58 181H57V184H59V185H54L56 182V180H54V179ZM68 178L70 179L71 177H69V176H67V181H68ZM195 178V179H194ZM208 178H212L211 179V182H210V180L208 179ZM51 179V180H50ZM241 179V180H240ZM262 179V180H261ZM48 180H50L51 181V183H50V181H49V183L51 184H49L48 183ZM53 180V181H52ZM213 180V181H212ZM240 180V181H239ZM259 181V183H257ZM55 182V183H54ZM59 182V183H58ZM73 182V181H72ZM230 182V183H231ZM255 182H256V184H255ZM5 183V184H4ZM49 185H48V184ZM91 183V184H90ZM229 183V182H228ZM2 184V185H1ZM4 184V185H3ZM6 184H7V186H6ZM78 184V185H77ZM83 184V185H82ZM86 184V185H85ZM93 184V185H92ZM211 184V185H210ZM44 185V186H43ZM90 185V186H89ZM200 185V186H199ZM207 185V186H206ZM241 185V186H240ZM6 186V187H5ZM211 186V187H210ZM47 187V188H46ZM53 187V188H52ZM54 187H56V188H54ZM77 187V188H76ZM169 187V188H168ZM240 187H242V188H240ZM41 188H43V189H41ZM57 188H59L58 190H57ZM61 188V189H60ZM163 188V189H162ZM164 188H166V189H164ZM174 188V191L172 190ZM176 188V189H175ZM212 188V189H211ZM236 188V187H235ZM44 189H46L45 191H44ZM50 189V190H49ZM63 189V190H62ZM71 189V190H70ZM80 189V190H79ZM87 190V192H85L86 190ZM91 189V190H90ZM93 189V190H92ZM97 189V190H96ZM170 189L172 190V191H170ZM201 189V190H200ZM241 189H243V190H241ZM9 190V191H8ZM78 190L79 191H84V193L83 194H79L78 195ZM140 190V189H139ZM138 189H136L135 191L137 192V194H135V191H134V194L135 195H139V196H136L137 198V204L139 205H143L145 202L141 199V197L142 196H140L141 195V192L139 191ZM161 190H162V193L164 194V197H163V195H160L159 193H161ZM165 190H166V193H165ZM169 190V191H168ZM181 190V191H180ZM253 190H254V192H256L257 191V195L253 192ZM13 191H18L17 192V194H14V192ZM44 191V192H43ZM55 191V192H54ZM56 191H57V193H56ZM60 193H59V192ZM65 191V192H64ZM91 191V192H90ZM94 191V192H93ZM189 191V192H188ZM234 191V192H235ZM249 191V192H248ZM11 192H13V194L11 193ZM41 192L43 193V194H41ZM73 192V193H72ZM98 192H100V193H98ZM140 192V193H139ZM159 192V193H158ZM172 192H174L173 194H174V196H173V194H172ZM177 192V193H176ZM182 192V193H181ZM230 192V193H229ZM238 192V193H237ZM251 192H253V193H251ZM9 193V194H8ZM61 193H63V194H61ZM66 195H65V194ZM76 193V194H75ZM139 193V194H138ZM157 193V194H156ZM161 193V194H162ZM167 193H169V195L167 194ZM176 193V194H175ZM180 195H179V194ZM187 195H186V194ZM53 194V195H52ZM55 194L57 195L56 197L58 198H56L55 197ZM59 194V195H58ZM74 194V195H73ZM165 194H167V195H165ZM254 194V195H253ZM10 195V196H9ZM41 195V196H40ZM47 197H49V198H47ZM87 195V196H86ZM171 195V196H170ZM211 195V196H210ZM220 195V196H219ZM235 195H237V196H235ZM247 195V196H246ZM7 196H9V197H7ZM43 196V197H42ZM76 196V197H75ZM154 196H156V197H154ZM162 196V198H160ZM167 196H170L171 198L169 199V197H167ZM179 196V197H178ZM255 196H256V198H255ZM258 196V197H257ZM261 196V198H259ZM56 198V199H54V198ZM60 197V198H59ZM92 197V198H91ZM126 197V196H125ZM176 197V198H175ZM178 197V198H177ZM187 197V198H186ZM193 199H192V198ZM199 197V198H198ZM231 199H230V198ZM233 197H235V199L233 198ZM254 197V198H253ZM46 198V199H45ZM71 198H73V199H71ZM75 198V199H74ZM77 198V199H76ZM84 198V200H82ZM180 198V199H179ZM188 198H189V200H188ZM203 198V199H202ZM222 198V199H221ZM252 198V199H251ZM70 199L71 200H73V201H70ZM139 199V200H138ZM169 201H168V200ZM185 199V200H184ZM213 199V200H212ZM225 199V200H224ZM255 199H257V203H256V200ZM49 200V201H48ZM52 200V201H51ZM55 200V201H54ZM57 200V201H56ZM81 200V201H80ZM91 200H93V202L91 201ZM171 200V201H170ZM184 200V201H183ZM216 200H218V199H216ZM240 200V201H239ZM250 200V201H249ZM255 200V203L257 204H255L253 201ZM259 200H261V203H260V201ZM44 201V202H43ZM60 201V202H59ZM65 201V202H64ZM68 201V202H67ZM80 201V202H79ZM85 201H86V203H85ZM140 201V202H139ZM175 201V202H174ZM191 201V202H190ZM211 201V202H210ZM213 201V202H214ZM233 201V202H232ZM48 202V203H47ZM51 202V203H50ZM156 202H158V203H156ZM172 202V203H171ZM212 202V203H213ZM253 202V203H252ZM1 203V202H0ZM45 203V204H44ZM56 203V205H54ZM58 203H60V204H58ZM71 203V204H70ZM181 203V204H180ZM246 203V204H245ZM247 203H248V206H247ZM252 203V204H251ZM39 204V205H38ZM65 204H66V207L67 208H65ZM75 204V205H74ZM90 204H88V206L90 205ZM251 204V205H250ZM46 205V206H45ZM49 205V206H48ZM68 205H69V207H68ZM71 205V206H70ZM73 205V206H72ZM90 205V206H91ZM139 205V206H140ZM167 205V206H166ZM183 205V206H182ZM252 205L256 208V210L255 211H257L256 213H255V211L253 212V213H255V214H253L252 213V209H254V208H252ZM256 205V206H255ZM259 205V206H258ZM9 206V207H8ZM43 206V207H42ZM55 206V207H54ZM61 206V207H60ZM234 206V207H233ZM250 206H251V208H250ZM45 207V208H44ZM48 207V208H47ZM63 207V208H62ZM71 207H73V208H71ZM209 207V208H208ZM246 207V208H245ZM259 207V208H258ZM8 208V209H7ZM54 208V209H53ZM61 208H62V210H61ZM211 208V209H210ZM229 208H231L230 210H229ZM248 208H250L249 210H252L251 212H249V210H248ZM11 209V210H10ZM21 209V210H20ZM41 209V210H40ZM55 209L57 210V212L55 211ZM95 210V208L94 207H90V210L91 211H89L90 213H92V211L93 210ZM193 209V210H192ZM259 209V210H258ZM44 210V211H43ZM186 210V211H185ZM263 210V211H262ZM43 211V212H42ZM51 211V212H50ZM68 211V210H67ZM247 213H246V212ZM260 211H262L261 213H260ZM48 212L50 213L49 215H48ZM53 212V213H52ZM69 212V211H68ZM215 212V213H214ZM223 212V213H222ZM11 213V214H10ZM18 213L21 215V217L24 215L25 216V218H26V225L23 223H20L19 224V229H21L24 233H23V235L22 234H20L16 229H15V225H14V222H12V221H15V218L16 219H20V217H19V215H18ZM45 213V214H44ZM169 213H170V215H169ZM249 213H252V215L251 214H249ZM258 213V214H257ZM52 214V215H51ZM60 214V215H59ZM93 214V216H91V214L88 216L89 217V219H90V221H89V219H87L88 221H86L87 223H85L86 225H87V228L89 229V226L91 227V229H89V232H90V234H91V236H90V241H92V244H93V240H92V233H94L96 230H100V227L102 226V223L103 222H105L106 220V215H107V212L105 213H102V214H100V215H98L99 217V219L96 221L95 220V215H94V213H92ZM106 214V215H105ZM213 214V215H212ZM221 214V215H220ZM226 214V215H225ZM245 214V215H244ZM10 215H11V217H10ZM48 217H47V216ZM192 215V216H191ZM220 215V216H219ZM223 215V216H222ZM249 215H251L252 217H249ZM258 215V216H257ZM45 216V218H52V219H49V223L48 224H46V225H43L44 227H42V224L40 225V223H41V219L43 218V217ZM90 216H91V218H90ZM104 216V217H103ZM108 216V215H107ZM197 216V217H196ZM216 216V217H215ZM219 216V217H218ZM37 217V218H36ZM87 217V218H88ZM144 217H146L145 216V213H143V216L141 215L140 216V220L142 221V223H143V221H144V225H143V229H144V232H145V245H151V243L153 244V245H164V237H163V240L161 239L162 237H160V235L161 234H158V231H157V228L156 227H154V225L153 224H150V222H148L149 220L147 219L146 220V218H144ZM194 217H195V219H194ZM218 217V218H217ZM232 217V218H231ZM9 218L11 219V218H13V219H11V221L9 220ZM40 218V219H39ZM103 218V219H102ZM143 218V219H142ZM172 218V219H171ZM211 218V219H210ZM39 219V220H38ZM145 219V220H144ZM197 219H198V221H197ZM7 220V221H6ZM95 220V221H94ZM191 220V221H190ZM2 221H6V222H2ZM8 221H10L12 224H13V227H12V229L14 228L15 230H12V229H10L11 228V223L10 222H8ZM54 223H53V222ZM92 221H94L93 223H92ZM176 221H178V222H175ZM234 221V222H233ZM40 222V223H39ZM91 223V225H90V223ZM99 222V223H98ZM102 222V223H101ZM183 222V223H182ZM199 222V223H198ZM202 222V223H201ZM10 223V224H9ZM94 223H95V225H94ZM189 223V224H188ZM211 223V224H210ZM257 223V224H256ZM92 224H93V226H92ZM96 224H97V226H96ZM255 224V225H254ZM10 225V226H9ZM39 225H40V228H39ZM150 225V226H149ZM192 227H191V226ZM214 225V226H213ZM49 226V227H48ZM148 226H149V229H148ZM188 226V227H187ZM220 226V227H219ZM237 226V227H236ZM246 226V227H245ZM47 228V230L45 229L44 230V228ZM99 228V229H94V228ZM151 227V228H150ZM154 227V228H153ZM173 228V229H171V228ZM185 227V228H184ZM210 227V228H209ZM214 227V228H213ZM226 227H228V228H226ZM181 228V229H180ZM187 228H190L189 229V231H187L188 229ZM232 228H234V229H232ZM39 229V230H38ZM41 229H43V230H41ZM94 229V230H93ZM111 229V230H110ZM154 229V230H153ZM177 229V230H176ZM180 229V230H179ZM184 229H185V231H184ZM11 232H13V233H10L9 231ZM36 230V231H35ZM57 231H59L60 232V243L63 245V254L65 253V255L66 256H68V257H72V256H74V254H76L77 252H82V249H83V251H84V246L83 245H85V243H84V240H83V237L82 236H79L80 234L79 233H76L75 231H72V232H70L67 228H63V229H61V230H58V229H56ZM116 230H117V228L116 227H110L109 228V231L111 232L112 231V233H114V232H116ZM229 230V231H228ZM239 230V231H238ZM15 231V232H14ZM42 231H43V233H42ZM118 231V230H117ZM174 231V232H173ZM259 231V232H258ZM261 231L263 232V233H261ZM2 232V233H1ZM9 232V233H8ZM119 232V231H118ZM222 232V233H221ZM17 234V236L16 237H14L15 235H13L12 236V234ZM73 233V234H72ZM218 233V234H217ZM229 233V234H228ZM235 233V234H234ZM241 233V234H240ZM11 234V235H10ZM18 234H19V236H18ZM77 234H79V235H77ZM215 234V235H214ZM235 236H234V235ZM262 234V235H261ZM4 235V236H3ZM34 235H35V237H36V239L35 238H33L34 237ZM39 235H41V236H39ZM159 235V236H158ZM179 235V236H178ZM192 235V236H191ZM3 236V237H2ZM52 236V235H51ZM150 236V237H149ZM157 236V237H156ZM161 236H163V235H161ZM187 236H188V238H187ZM20 237V238H19ZM54 236H52V238H53ZM160 237V238H159ZM244 237H246V238H244ZM5 238V239H4ZM8 238V239H7ZM32 238V239H31ZM153 238H154V240H153ZM178 238V239H177ZM185 238H186V240H185ZM82 239V240H81ZM151 239V240H150ZM157 239H159V240H157ZM182 239V240H181ZM19 240H22V241H19ZM61 240L63 241V242H61ZM157 240V241H156ZM187 240H189L188 242H187ZM11 241V242H10ZM36 241V242H35ZM39 241V242H38ZM185 241V242H184ZM201 241V240H200ZM200 241H198V242H200ZM246 241H248V242H246ZM8 242V243H7ZM13 242V243H12ZM81 242V243H80ZM155 242V243H154ZM161 242V243H160ZM185 244H184V243ZM202 242V241H201ZM230 242V243H229ZM5 243H7V244H5ZM35 243V244H34ZM233 243V244H232ZM60 244V245H61ZM91 244V242H90V245H92ZM257 244V245H256ZM9 245V246H8ZM77 245V246H76ZM198 245V244H197ZM199 245H203V243L202 244H199ZM13 246V247H12ZM256 246V247H255ZM5 247V248H4ZM13 249H12V248ZM177 247H178V249H177ZM249 247H250V249H249ZM186 248H188V249H186ZM190 248V249H189ZM196 248V249H195ZM201 248V247H200ZM227 248V249H226ZM239 248V249H238ZM241 248V249H240ZM5 249V250H4ZM253 249V250H252ZM261 249V250H260ZM9 250V251H8ZM79 250V251H78ZM180 250H181V252H180ZM189 251V252H187V251ZM199 250H200V252L202 251V253L203 252H206V253H203V255H202V253H201V255L199 254L198 256H199V258H196V257H194V255L196 256V254H198V253H200L199 252ZM232 250H234L233 252H231ZM237 250V251H236ZM258 250V251H257ZM186 251V252H185ZM191 251H192V253H191ZM193 251H196V252H194L193 253ZM244 252V253H242V252ZM183 252H185L183 255L181 254V253H183ZM207 252H209L208 254H207ZM235 252V253H234ZM237 252V253H236ZM186 253H189V254H187L186 255ZM263 253V254H262ZM206 254V255H205ZM234 254H237V255H234ZM241 254V255H240ZM259 254V255H258ZM261 254V255H260ZM72 255V256H71ZM210 255H213V256H210ZM227 255V254H226ZM245 255V256H244ZM197 256V257H198ZM206 256V257H205ZM209 256V257H208ZM239 256H241V257H239ZM250 256H252V257H249ZM254 256H255V258H254ZM181 257H182V259H181ZM233 257H235L234 259H233ZM179 258V259H178ZM207 258H208V260H207ZM197 259H199V261H197ZM201 259V260H200ZM256 259V260H255ZM262 261H261V260ZM233 260V261H232ZM248 260V261H247ZM179 261V262H178ZM232 261V262H231ZM235 261V262H234ZM239 261V262H238ZM242 261V262H241ZM254 261H256V262H254ZM207 262V263H206ZM245 262V263H244ZM250 262V263H249ZM45 263H49V264H52L51 262H45ZM45 263H43V264H45ZM251 263V264H252ZM17 264H19V262L17 263ZM21 264V263H20ZM54 264V263H53ZM225 264V263H224Z\"/></svg>",
    "mask_w": 264,
    "mask_h": 264
}]
</instances>
